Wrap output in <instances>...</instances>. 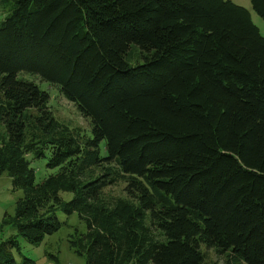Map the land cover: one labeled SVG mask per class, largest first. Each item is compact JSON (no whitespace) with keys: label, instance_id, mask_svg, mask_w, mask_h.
<instances>
[{"label":"trees","instance_id":"1","mask_svg":"<svg viewBox=\"0 0 264 264\" xmlns=\"http://www.w3.org/2000/svg\"><path fill=\"white\" fill-rule=\"evenodd\" d=\"M250 1L264 19V0ZM0 4V177L23 193L0 264H32L16 258L18 237L39 246L74 214L88 233L70 244L86 264H207L206 250L264 264V35L247 7ZM22 72L57 86L92 136L59 129L49 92ZM41 160L52 173L37 182ZM122 179L126 198L105 202Z\"/></svg>","mask_w":264,"mask_h":264},{"label":"rangeland","instance_id":"2","mask_svg":"<svg viewBox=\"0 0 264 264\" xmlns=\"http://www.w3.org/2000/svg\"><path fill=\"white\" fill-rule=\"evenodd\" d=\"M234 2L247 7L251 13L254 22L259 26L262 35H264V19L261 18L254 10L250 0H233ZM9 8H5L0 4V20L9 14ZM19 77L27 80H35L42 89L50 94L49 107L54 117L59 121V129L63 127H80L82 131L92 136L89 120H87L78 111L75 104L69 101L60 91V89L48 81L37 80L35 75L22 72ZM104 154H107L105 143L102 144ZM37 171V182L42 181L52 171L46 167V160L36 161L33 164ZM111 170L113 166H106ZM88 175H100L103 173L102 168H91L87 171ZM126 185L124 179L109 185L103 190L102 197L105 202L115 204L118 200L126 198ZM23 196L21 191H15L12 186V178L7 174L0 177V243L6 241L11 237H16L17 232L9 224L15 215V208L17 201ZM64 199L70 200L72 195L63 193ZM65 219V217H64ZM88 233L85 224L79 219L77 215H73L68 219L66 226L59 232L46 239L39 246H34L26 242L22 237H18L20 244V253L16 250L14 254L20 263L24 262L23 256L32 259V264H86L84 257L78 256L71 248L70 240L84 239ZM83 237V238H80ZM205 247L202 248L204 251ZM207 264H223L224 257L218 256L213 250H206Z\"/></svg>","mask_w":264,"mask_h":264}]
</instances>
